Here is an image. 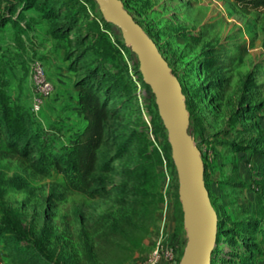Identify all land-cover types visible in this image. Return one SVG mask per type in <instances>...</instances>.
Listing matches in <instances>:
<instances>
[{
	"label": "rangeland",
	"instance_id": "rangeland-1",
	"mask_svg": "<svg viewBox=\"0 0 264 264\" xmlns=\"http://www.w3.org/2000/svg\"><path fill=\"white\" fill-rule=\"evenodd\" d=\"M121 1L186 90L188 133L204 152L209 199L225 231L215 261L224 264L236 223L264 224L259 175L242 151L253 140L264 149V11L243 12L235 0ZM22 5L0 0V264H134L161 230L177 264L187 242L178 179L135 54L93 0H63L46 12L50 19ZM67 23L63 37L52 35ZM97 37L124 45V53L104 57ZM37 60L54 90L35 113L30 68ZM82 80L108 107L90 195L71 191L61 166L86 124ZM240 241L229 264H264V233L245 230Z\"/></svg>",
	"mask_w": 264,
	"mask_h": 264
},
{
	"label": "water",
	"instance_id": "water-1",
	"mask_svg": "<svg viewBox=\"0 0 264 264\" xmlns=\"http://www.w3.org/2000/svg\"><path fill=\"white\" fill-rule=\"evenodd\" d=\"M93 1L103 19L120 30L125 46L135 54L139 73L154 96L167 132L187 239L178 264H211L218 219L203 179L201 151L188 133L189 112L181 85L154 41L136 23L121 0Z\"/></svg>",
	"mask_w": 264,
	"mask_h": 264
},
{
	"label": "trees",
	"instance_id": "trees-1",
	"mask_svg": "<svg viewBox=\"0 0 264 264\" xmlns=\"http://www.w3.org/2000/svg\"><path fill=\"white\" fill-rule=\"evenodd\" d=\"M81 2H85L82 0ZM236 5L238 8L243 12H252V11H264V0H235ZM124 8L129 12L126 7L124 1H122ZM54 5H58L60 7L63 6V0H23L22 11L28 10L31 7H34L38 13L41 15L42 18L50 19V14L46 13L48 10L50 11V7ZM51 12V11H50ZM53 12V11H52ZM133 19L138 23L142 29L144 30L143 26L134 18V16L130 13ZM22 15L18 12L16 19H20ZM76 26V20L71 23ZM70 24H63L52 27L50 30L54 37H63L64 36V28L69 26ZM96 27L99 28V25L96 24ZM145 31V30H144ZM145 33L153 40V36L146 32ZM100 38V39H98ZM99 46L101 47L102 53L104 57H110L113 53H124V49L126 48L124 45L120 47L118 44L112 45L106 39H102L101 37H97ZM96 39V40H97ZM154 41V40H153ZM155 43V42H154ZM156 44V43H155ZM157 46V44H156ZM222 58H227V53L225 51H220L217 53ZM215 59V57H214ZM167 61V60H166ZM168 63V62H167ZM208 62H205L207 64ZM169 65V63H168ZM173 75H175L181 85L182 93L184 96L186 95V90L175 74V72L171 69ZM139 82L142 81L139 79ZM78 87V105L82 112L83 118L85 120V126L81 133L75 138L73 144L71 145L70 149L65 153L63 162L61 166H65V175L68 181V186L71 191L82 194V195H90L91 189L94 185L93 174L97 171L98 167V151L103 143L104 135H105V125L108 119V107L105 103V99H101L99 91L95 88V86L88 80H82L77 84ZM186 108L189 111V101L185 99ZM263 104L260 105L262 109ZM259 142L257 140H253L252 142L248 143L246 147L242 148V151L247 154V156L253 161L256 167V173L259 175L258 182H257V192L256 196H262L264 194V149H260L258 147ZM199 150L201 151V157L204 162V152L199 145H197ZM235 153H239L241 151L238 148V145L231 144ZM242 153V152H240ZM246 154H241L243 158ZM54 164L58 165V168L61 166L59 163L55 162ZM145 180L147 181V176H144ZM208 177V168L204 162V175L203 179L205 182V186L209 193V189L207 187L206 178ZM240 188H244V185H238ZM210 197V194H209ZM216 214H217V235H216V247L211 254V264H222L216 260L217 258V248L219 243L221 242L223 233L225 232L221 228V221L218 209L215 205L211 202ZM244 208V204L241 205ZM258 213H255V216ZM261 218H264V207L261 208L259 213ZM237 229L233 231V235L230 237L227 243H229V254L225 255V260L223 261L224 264H229L233 262L231 260L232 256V249L237 244H242V232L247 230L248 232L256 233L260 231L264 233V224H261L260 221L257 220H250L248 222L238 221L236 223ZM248 234V233H247ZM226 243V242H225ZM230 261V262H229ZM179 260L177 261L178 264ZM21 264H26L25 262Z\"/></svg>",
	"mask_w": 264,
	"mask_h": 264
},
{
	"label": "built area",
	"instance_id": "built-area-1",
	"mask_svg": "<svg viewBox=\"0 0 264 264\" xmlns=\"http://www.w3.org/2000/svg\"><path fill=\"white\" fill-rule=\"evenodd\" d=\"M31 83L33 89L32 111L39 112L45 99H47L54 90L52 82L47 76L44 64L41 61H34L31 64ZM176 263V255L173 247L167 245L163 240V231L159 236L150 252L134 264H171Z\"/></svg>",
	"mask_w": 264,
	"mask_h": 264
},
{
	"label": "crops",
	"instance_id": "crops-1",
	"mask_svg": "<svg viewBox=\"0 0 264 264\" xmlns=\"http://www.w3.org/2000/svg\"><path fill=\"white\" fill-rule=\"evenodd\" d=\"M47 65H48V63H47ZM208 174H210V171H209V169H208Z\"/></svg>",
	"mask_w": 264,
	"mask_h": 264
}]
</instances>
